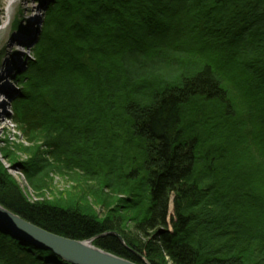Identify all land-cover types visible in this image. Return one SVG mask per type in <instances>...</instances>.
I'll use <instances>...</instances> for the list:
<instances>
[{"label": "trees", "instance_id": "16d2710c", "mask_svg": "<svg viewBox=\"0 0 264 264\" xmlns=\"http://www.w3.org/2000/svg\"><path fill=\"white\" fill-rule=\"evenodd\" d=\"M16 79L52 160L27 176L81 174L106 213L31 202L0 162L4 207L138 263L264 264V0H51ZM0 264L73 263L0 226Z\"/></svg>", "mask_w": 264, "mask_h": 264}, {"label": "rangeland", "instance_id": "374dc122", "mask_svg": "<svg viewBox=\"0 0 264 264\" xmlns=\"http://www.w3.org/2000/svg\"><path fill=\"white\" fill-rule=\"evenodd\" d=\"M7 1L0 0V88L1 84H6L4 91L0 92V101L5 102L1 109L5 115L0 119L1 165L29 201H59L65 205L75 198L81 205L103 216L106 209L91 194L95 184L85 176L78 174L71 177L70 174L62 175L50 170L45 176L40 173V178L30 179L23 170V166L30 167L35 163L37 167L44 168L46 161H52L48 154L49 148L41 142L33 144L27 141L12 121V104L22 90L16 76L25 70L27 59L32 57V48L43 24L45 7L51 0H15L10 6L9 15ZM37 17L39 20L35 23ZM16 21L21 25L20 29H14ZM6 69L9 74L2 76ZM36 184L45 186L39 189Z\"/></svg>", "mask_w": 264, "mask_h": 264}, {"label": "water", "instance_id": "95a60500", "mask_svg": "<svg viewBox=\"0 0 264 264\" xmlns=\"http://www.w3.org/2000/svg\"><path fill=\"white\" fill-rule=\"evenodd\" d=\"M0 226L15 231L43 249L54 251L58 256L73 264H151L142 254L143 263L131 261L93 244V239L76 240L67 238L35 225L0 204ZM117 237L126 245L120 234ZM104 235V234H102ZM99 235V236H102Z\"/></svg>", "mask_w": 264, "mask_h": 264}, {"label": "bare ground", "instance_id": "6f19581e", "mask_svg": "<svg viewBox=\"0 0 264 264\" xmlns=\"http://www.w3.org/2000/svg\"><path fill=\"white\" fill-rule=\"evenodd\" d=\"M26 2L28 1V0H25ZM15 2V0H8L7 1V14L9 15V10H10V6L13 4ZM38 20H39V18L37 17L36 19H35V23L36 22H38ZM5 23V22H4ZM17 40V39H16ZM15 40V41H16ZM7 70L8 69H6L4 72H3V74H2V76H6L7 74H9L8 72H7ZM5 85L6 84H1V88H0V92H3L4 91V87H5ZM5 103V102H4ZM4 103L3 102H1L0 101V119L5 115V112H3V111H1V109H2V107L4 106Z\"/></svg>", "mask_w": 264, "mask_h": 264}]
</instances>
